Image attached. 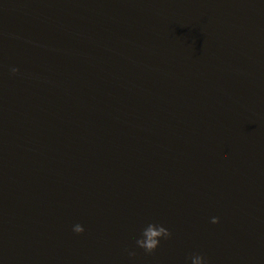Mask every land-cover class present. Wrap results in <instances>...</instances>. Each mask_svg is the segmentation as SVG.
<instances>
[{
    "label": "water",
    "instance_id": "obj_1",
    "mask_svg": "<svg viewBox=\"0 0 264 264\" xmlns=\"http://www.w3.org/2000/svg\"><path fill=\"white\" fill-rule=\"evenodd\" d=\"M193 254L264 264V0H0V264Z\"/></svg>",
    "mask_w": 264,
    "mask_h": 264
},
{
    "label": "clouds",
    "instance_id": "obj_2",
    "mask_svg": "<svg viewBox=\"0 0 264 264\" xmlns=\"http://www.w3.org/2000/svg\"><path fill=\"white\" fill-rule=\"evenodd\" d=\"M13 75L19 72V69L13 67L11 68ZM212 224H219L220 221L218 218L213 217L211 219ZM72 231L78 235L85 232V228L77 223L73 225ZM172 233L161 224L148 223L140 233V238L136 240V246L140 249H143L146 253H153L160 247L161 240H167L171 238ZM128 255L131 258L135 257V252L129 250ZM188 260L191 264H207L206 258L200 254H193L188 257Z\"/></svg>",
    "mask_w": 264,
    "mask_h": 264
}]
</instances>
